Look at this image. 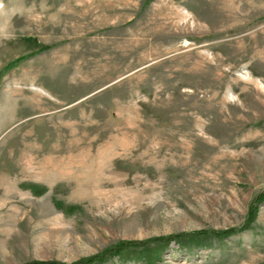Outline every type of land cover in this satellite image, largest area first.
Returning a JSON list of instances; mask_svg holds the SVG:
<instances>
[{
    "label": "rangeland",
    "instance_id": "rangeland-1",
    "mask_svg": "<svg viewBox=\"0 0 264 264\" xmlns=\"http://www.w3.org/2000/svg\"><path fill=\"white\" fill-rule=\"evenodd\" d=\"M263 192L264 0H0V264H264Z\"/></svg>",
    "mask_w": 264,
    "mask_h": 264
},
{
    "label": "trees",
    "instance_id": "trees-1",
    "mask_svg": "<svg viewBox=\"0 0 264 264\" xmlns=\"http://www.w3.org/2000/svg\"><path fill=\"white\" fill-rule=\"evenodd\" d=\"M44 190L39 192L38 195L42 194ZM260 200L264 199V192L260 195L259 197ZM253 217V216H252ZM250 218V220L247 222V224L243 226H247L249 222L253 219ZM237 231L233 229H227L223 231H204V232H197V233H191V234H180V235H174V236H169L167 238H162V239H155V242L158 243H164V242H169V241H174L178 242L180 241L179 239L182 237H187L190 235H195L197 237L202 236V235H210L215 238H226L229 237L233 234H235ZM148 242L150 241H144V242H121L118 243L115 247H111L107 249L105 252L101 254H97L95 256L79 260L77 262L71 263V264H102L106 262L107 260L111 259L112 257L115 256H121L125 251L130 250V249H137L139 247H144ZM27 264H64V263H57V262H30Z\"/></svg>",
    "mask_w": 264,
    "mask_h": 264
}]
</instances>
